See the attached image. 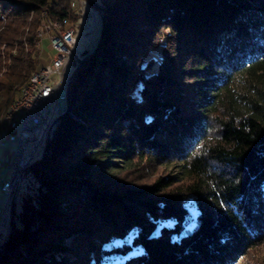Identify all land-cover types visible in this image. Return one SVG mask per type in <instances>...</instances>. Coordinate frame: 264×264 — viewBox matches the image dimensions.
I'll use <instances>...</instances> for the list:
<instances>
[{
	"label": "trees",
	"instance_id": "16d2710c",
	"mask_svg": "<svg viewBox=\"0 0 264 264\" xmlns=\"http://www.w3.org/2000/svg\"><path fill=\"white\" fill-rule=\"evenodd\" d=\"M83 1L100 35L0 264H239L264 245V0ZM81 18L0 0V116L42 65L43 23Z\"/></svg>",
	"mask_w": 264,
	"mask_h": 264
},
{
	"label": "built area",
	"instance_id": "2783aa9c",
	"mask_svg": "<svg viewBox=\"0 0 264 264\" xmlns=\"http://www.w3.org/2000/svg\"><path fill=\"white\" fill-rule=\"evenodd\" d=\"M75 1L82 10L79 25H72L69 19L43 23L37 33L39 44L44 38L49 39L53 57L49 63L41 65L32 73L0 116V190L8 197L18 188L20 181L25 179L24 170L39 144L36 135L40 124L47 120L50 108L59 99L66 98L71 76L68 68L74 66L87 25L83 0ZM30 141L34 144L27 152Z\"/></svg>",
	"mask_w": 264,
	"mask_h": 264
},
{
	"label": "rangeland",
	"instance_id": "374dc122",
	"mask_svg": "<svg viewBox=\"0 0 264 264\" xmlns=\"http://www.w3.org/2000/svg\"><path fill=\"white\" fill-rule=\"evenodd\" d=\"M84 3V1H83ZM85 7V5H84ZM87 10L89 11L90 15L87 19V29L82 36V39L78 46L79 53L86 50V49H93L95 45L97 44L99 35H100V29H101V21H100V14L96 9H93L90 5H87ZM80 21V20H79ZM78 21V22H79ZM78 22H73L72 25H76ZM79 25V23H78ZM34 53L39 56L42 65H45L50 62L51 58L53 57V49L50 45V41L47 38H44L43 41L39 44V48L34 50ZM73 67L68 68V72L72 70ZM67 106L66 101H60L59 105L57 106V111L55 114V119L60 115V110L65 109ZM43 146L39 148V152L35 159L39 158L43 152ZM24 188L21 189L19 192L17 198H16V204L15 209L19 211L22 207V195H23ZM6 203V197L0 194V206L4 205ZM189 206H191L192 209H194V203L189 202ZM12 208V207H11ZM5 224L2 223L0 226V233H3L5 231ZM239 264H264V245L261 247H257L254 250H252L247 257H245L242 262L238 261Z\"/></svg>",
	"mask_w": 264,
	"mask_h": 264
},
{
	"label": "water",
	"instance_id": "95a60500",
	"mask_svg": "<svg viewBox=\"0 0 264 264\" xmlns=\"http://www.w3.org/2000/svg\"><path fill=\"white\" fill-rule=\"evenodd\" d=\"M86 29H87V25H86L85 31H86ZM77 54H78V52H77ZM76 59H77V55H76V58H75V61H74V66H73L72 70L70 71L71 76L69 78L66 98L59 99L57 104L50 108L47 120L44 123L40 124V126H39V130H38L37 135H36V138L39 140V144L36 146V152L32 156L31 161L28 163L27 168L24 170L23 177L26 180L24 179V180L20 181V184H19L18 188L9 197L0 190V194L6 197V203L4 205L0 206V226H1L2 223L5 224V226H6L5 227V232H10L13 229L12 210H13L15 204H16V198H17L19 192L21 191L22 187L26 183L30 182L33 179V174L30 171V167H31L32 162L34 161V159L36 158V156H37V154L39 152V148L44 145V143H45V141H46V139H47V137H48V135H49V133L51 131L53 121L55 120L54 117H55V114H56V111H57L56 108L59 105L60 101H67L68 100L70 82L72 80L73 73H74V71L76 69ZM77 62L80 63L81 60L77 59ZM64 112H65V109H61L60 110V115L63 114ZM33 144H34V142L30 141V143L27 146V152H29L31 150ZM29 176H31V179L27 180V178Z\"/></svg>",
	"mask_w": 264,
	"mask_h": 264
}]
</instances>
